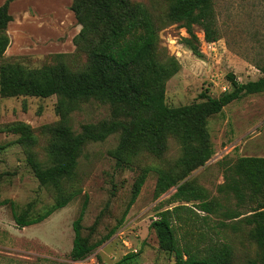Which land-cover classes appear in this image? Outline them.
<instances>
[{
  "label": "rangeland",
  "instance_id": "rangeland-1",
  "mask_svg": "<svg viewBox=\"0 0 264 264\" xmlns=\"http://www.w3.org/2000/svg\"><path fill=\"white\" fill-rule=\"evenodd\" d=\"M172 3L173 0H128L130 7L141 6L155 26L153 58L166 67L169 75L165 91L168 107L202 102V92L220 98L232 91L229 74L235 75L239 83L264 77L257 68L264 62V0H215L221 39L213 44L205 41L200 27H192L194 38L172 21L168 15ZM46 29L56 32L36 39L23 52L14 45L8 49L11 38L7 31L0 30V39H9L8 48L0 54V82L3 69L17 66L37 70L65 64L71 73L93 71L91 49L99 36L82 42L76 50L71 46V29ZM189 43L202 56L194 54ZM138 70L141 73V68ZM58 100L57 96L0 95V264H176L170 252L160 246L151 224L158 211L173 207L167 202L180 186L202 189L212 213L205 226V213L197 211V223L182 227L179 236L196 227L195 237L186 238L195 240L199 232H204L208 238L227 243L232 251L230 264H251L258 259L253 226L244 216L228 218L229 213L248 210L238 208L233 195L221 189L227 168H232L238 158L264 157V92L233 102L209 119L211 159L186 178H182L178 166L182 147L174 134L165 138L161 155L144 149L129 161L118 163V132L103 142L87 144L73 177L63 180L60 186L42 185L29 159L35 157L44 168L55 163L52 134L64 124L56 110ZM105 119H111L110 107L92 100L80 104L69 115L67 125L80 133L83 125ZM160 173L175 178L177 184L156 200L154 190ZM144 177L140 195L119 225ZM63 201L68 205L43 223L21 228L14 219L13 205L18 215L33 219ZM82 211V236L97 248L74 262L73 223ZM128 254L137 256L124 260Z\"/></svg>",
  "mask_w": 264,
  "mask_h": 264
},
{
  "label": "trees",
  "instance_id": "trees-1",
  "mask_svg": "<svg viewBox=\"0 0 264 264\" xmlns=\"http://www.w3.org/2000/svg\"><path fill=\"white\" fill-rule=\"evenodd\" d=\"M12 1L8 0L0 7V30L7 31L12 21L8 13ZM70 11L81 26V31L73 40L76 50L82 42L99 36L91 49L93 71L75 74L65 64L37 70L17 66L3 69L0 82V95L59 98L56 110L64 124L55 128L52 134L55 163L44 168L35 157L29 159L33 173L42 185L60 186L63 180L73 177L85 146L103 142L118 132L121 133L115 152L118 163L129 161L144 149L161 155L165 150V138L174 134L182 147L178 166L182 178H186L211 159L209 119L221 114L233 102L264 92V77L239 83L235 75L229 74L227 80L232 91L220 98H212L202 92L199 95L202 102L170 108L165 102L167 69L153 58L156 29L150 15L141 6L130 7L128 0H73ZM168 15L192 35V27H200L208 43L221 39L215 0H173ZM8 46V38L0 39V54ZM191 49L197 56H202L193 45ZM257 68L264 74V62ZM92 100L108 105L111 119L83 125L80 133H74L67 125L69 115L80 104ZM144 182L145 177L138 183L119 225L123 224L129 209L136 202ZM176 184L175 178L172 180L168 174L160 173L154 198H161ZM221 190L233 195L238 208L248 210V213H229L228 218L244 216L242 218L247 224L253 226L252 237L259 248V256L251 264H264V157L238 158L232 168H227L225 185ZM167 203L173 207L158 211L151 227L158 236L160 246L170 252L176 264L231 263L232 251L227 243L208 238L204 232H199L197 238L191 240L197 233L196 227L185 236L178 234L182 227L197 223L200 217L197 211L205 213L203 223L208 225L207 216L212 210L202 189L180 186ZM67 205L68 201L60 202L33 219L26 218V214L18 215L13 205V216L19 227L26 228L43 223ZM83 217L84 211L73 223L71 258L74 262L85 259L97 248L82 236ZM186 236H191V239ZM136 256L128 254L124 260Z\"/></svg>",
  "mask_w": 264,
  "mask_h": 264
},
{
  "label": "crops",
  "instance_id": "crops-1",
  "mask_svg": "<svg viewBox=\"0 0 264 264\" xmlns=\"http://www.w3.org/2000/svg\"><path fill=\"white\" fill-rule=\"evenodd\" d=\"M7 1L0 0V7ZM72 3L73 0L12 1L8 7V13L12 17V21L7 27V32L11 38L8 49L14 45V49L23 52L24 48L36 39L42 36L49 37L52 32L55 33L54 29H46L54 26L58 29L60 27L71 29L73 32L71 46L74 48L73 40L81 31V26L77 23L74 13L70 11ZM58 50L62 51L59 47Z\"/></svg>",
  "mask_w": 264,
  "mask_h": 264
},
{
  "label": "built area",
  "instance_id": "built-area-1",
  "mask_svg": "<svg viewBox=\"0 0 264 264\" xmlns=\"http://www.w3.org/2000/svg\"><path fill=\"white\" fill-rule=\"evenodd\" d=\"M94 264V263H93Z\"/></svg>",
  "mask_w": 264,
  "mask_h": 264
}]
</instances>
